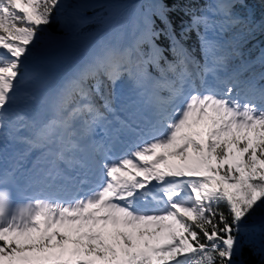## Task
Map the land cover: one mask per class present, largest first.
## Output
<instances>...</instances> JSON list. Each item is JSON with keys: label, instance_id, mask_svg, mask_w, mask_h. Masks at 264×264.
Returning a JSON list of instances; mask_svg holds the SVG:
<instances>
[{"label": "snow or ice", "instance_id": "6c2138e0", "mask_svg": "<svg viewBox=\"0 0 264 264\" xmlns=\"http://www.w3.org/2000/svg\"><path fill=\"white\" fill-rule=\"evenodd\" d=\"M193 2L151 0L126 46L102 45L49 95L29 68L39 33L68 9L62 26L86 23L85 6L0 0V264H238L246 246L264 252V226L249 224L264 210V49L243 52L264 19L235 11L246 0ZM176 11L190 17L179 33ZM193 31L202 61L184 43ZM12 143L24 148L9 168ZM10 186L32 194L13 203Z\"/></svg>", "mask_w": 264, "mask_h": 264}, {"label": "trees", "instance_id": "16d2710c", "mask_svg": "<svg viewBox=\"0 0 264 264\" xmlns=\"http://www.w3.org/2000/svg\"><path fill=\"white\" fill-rule=\"evenodd\" d=\"M115 2H127L129 0H113ZM165 3L169 5V7L172 6V3L174 0H164ZM247 2V8H240L237 6L235 11L239 12L242 15L251 14L253 18L260 22L262 19H264V10L261 8L260 3L257 0H246ZM147 3L142 2L139 5L140 11L143 10V6H145ZM207 4L206 0H194L192 7L195 9H199ZM115 9L111 7H105L100 10L94 11V15H96V21L94 23H88L86 25L81 26L74 35H71L67 33L66 31H63L60 28L59 18L56 19L53 23H51L48 26H45V30L41 31L39 33L40 36V45L43 48H48L49 41L52 36L60 35V36H73L74 39L73 44L74 45H80L83 43H86L89 41L91 37L96 35L103 27L104 24L97 21V18L99 15H107L112 16L115 14ZM85 14V13H84ZM56 16V13L53 14ZM170 17L173 21L174 26L176 27L177 33H179L180 28L182 24H186L189 22L190 17L185 15L183 11H176L172 12L170 14ZM157 26L162 27L160 24V21L156 20ZM88 29V30H86ZM235 31V30H233ZM232 35V32L225 33L224 39L230 38ZM158 44H160L162 47L166 49L165 55L172 59V56L170 52L167 51V40L163 37H161L160 40L157 41ZM185 46L189 48L190 51L193 52V54L196 56L197 59H200L202 61L200 49H199V41L196 35V32L193 31L188 34V39L184 41ZM145 51H147V46H144ZM261 49H264V33H261L257 31L254 34V38H250L246 44L243 46V52L246 58H252L254 59L256 56L260 54ZM152 72L156 74L155 76H158L155 68H152ZM264 83V82H261ZM220 211H223L225 215H228L226 207L221 204L220 205ZM249 224H258L256 229H259L261 226H264V210L257 211L256 213V219L249 222ZM238 264H264V252L260 251L259 245L257 244L255 247H248L246 246L244 248L243 254L241 256H238L237 258Z\"/></svg>", "mask_w": 264, "mask_h": 264}, {"label": "bare ground", "instance_id": "6f19581e", "mask_svg": "<svg viewBox=\"0 0 264 264\" xmlns=\"http://www.w3.org/2000/svg\"><path fill=\"white\" fill-rule=\"evenodd\" d=\"M87 2H88V6L89 7H93L96 4V0H88ZM135 7L137 8V4H132L131 2L125 3V5H122L121 10H120V13L118 14V17L116 18V20H117L116 22L117 23H120V22L124 21V23L126 24V28H123V27H115L114 24H117L115 22L110 27V30L109 31H113L114 29H118L119 28V31L120 32L119 33L117 32V33H118V35L121 36V42L119 43L120 46H122L123 43H124L123 46H126L132 40V38H133V34H131V33L128 34V30H129V26H131V28H132V26L134 25L133 20H131V19L133 18L132 11L135 9ZM134 15H135V13H134ZM66 17L67 16H65L64 18H66ZM74 27H75V25H73L71 27L67 26V29L73 30ZM109 33L110 32L104 34L103 36L106 35V39L111 42V40H112L111 38L112 37L109 36ZM58 44L59 45L56 46V49L50 50V51L45 52V53L44 52L36 51L35 56L30 61V64L32 65V67L34 69H36V70H38V69H41V70L48 69V72H47L46 77L44 79V81L47 82V83H51V81H54V79L57 78V76H58V70L57 69H58V66H59V61H60V58L63 55L64 48L66 47L67 44H69V40L68 39H65L63 42L61 40L60 42H58ZM102 45H105V44L102 43ZM100 47H98V45H97L96 46V50L98 51ZM94 53H95L94 51L91 52L90 49L88 50V48H86L84 46L79 51V56H81V58L83 60L88 61L89 57H91V55H93ZM47 55L50 58V60H49L50 63H47ZM67 81L68 80H66L64 82V84ZM97 103H100L99 100H97ZM19 110L22 111L23 114L25 116H27V117L31 113L30 110H25L23 106H21ZM16 147H17V149H15ZM18 150H20L19 144L18 143H12V144H10V146L8 148V155L10 153H12L14 151H18Z\"/></svg>", "mask_w": 264, "mask_h": 264}, {"label": "rangeland", "instance_id": "374dc122", "mask_svg": "<svg viewBox=\"0 0 264 264\" xmlns=\"http://www.w3.org/2000/svg\"><path fill=\"white\" fill-rule=\"evenodd\" d=\"M88 0H85V1H81V0H67V2L69 3V4H72V5H76V4H81V5H84L85 7H83V8H81L80 9V11H79V14H80V17L83 19V20H85L86 21V23H84V24H82V25H79V26H76L75 25V27H74V29L73 30H69V29H67V25H65V26H62V19L65 17V16H68V14H69V12L71 11V9H68V10H65V12L62 14V18H59V23H60V28L63 30V31H66L67 33H69V34H71V35H73L76 31H77V29L79 28V27H81V26H83V25H86V24H88V23H94V21H96L95 19V17H96V15H94V13L92 12V11H94L95 10V8L97 7H88V2H87ZM207 2H211V0H207ZM101 4H109V1L108 0H101ZM123 5H125V4H123ZM91 6V5H90ZM121 7L122 6H120L119 8V10H121ZM85 8H87V10H89V11H86V12H89V13H85L84 11L86 10ZM263 8V7H262ZM264 9V8H263ZM119 10L117 11V12H119ZM137 11V9H136V7H135V9L132 11V14H133V18L131 19V20H133V23H134V25H135V23L138 21V19H139V14H140V10L138 11V12H136ZM136 12V14L134 15V13ZM85 13V14H84ZM117 16L118 15H114V16H112V17H108L107 15H99L98 16V18H97V21H99L100 23H102V24H104V27L102 28V29H104L107 25H111L112 23H117L116 22V18H117ZM115 26H117L118 25V23L117 24H114ZM131 25V24H130ZM134 25L132 26V29H134ZM129 28H131V26H129ZM86 30H88V29H86ZM120 32L119 31V28H118V31H115V32H112V33H114V36L111 38L112 40H111V42L109 41V40H107L106 39V35L105 36H103L101 39L99 38V41L97 42V44L96 45H94L93 47H91V48H88V50L90 49V51L92 52V51H94L95 53L97 52V50H96V46L98 45V47H100L101 45H102V43H104L105 45H112V46H120L119 45V43L121 42V36L120 35H118V33ZM111 33V34H112ZM131 34H133V30L131 31ZM116 37V38H115ZM66 39H68L69 40V42H70V44H72L73 43V41H74V39L72 38V37H66ZM62 40V42L65 40V38H58V36H52L51 37V39H50V41H49V47L47 48L46 47V50H54V49H56V46L57 45H59L58 44V42H60ZM98 40V39H97ZM97 40H95V41H97ZM88 44V43H87ZM124 45V43L122 44V46ZM68 46V47H67ZM66 47L67 48H69L70 46L67 44L66 45ZM66 47L64 48V52H63V54L65 53V51H66ZM81 49V48H80ZM69 50V49H68ZM0 51H2V50H0ZM37 51H39V46H38V49H37ZM84 56V55H83ZM90 58V57H89ZM151 66L149 67V72L151 73ZM42 80H43V78H41ZM21 135L23 134V132H21L20 133ZM190 155H191V153H190ZM250 226H253V227H257L258 226V224H251ZM69 246H71V245H69Z\"/></svg>", "mask_w": 264, "mask_h": 264}]
</instances>
